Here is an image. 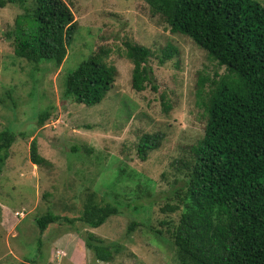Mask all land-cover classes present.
Masks as SVG:
<instances>
[{
    "label": "rangeland",
    "instance_id": "obj_1",
    "mask_svg": "<svg viewBox=\"0 0 264 264\" xmlns=\"http://www.w3.org/2000/svg\"><path fill=\"white\" fill-rule=\"evenodd\" d=\"M65 2L78 29L60 66L17 56L7 33L23 9L18 1L0 7V131L16 133L0 168V264H178L174 229L180 210L162 211L165 200L154 199L186 177L184 162L204 134L199 75L212 79L215 72H226L225 66L192 38L171 32L146 0ZM127 42L151 49L148 64L156 88L132 87ZM171 44L175 54L161 63L163 48ZM102 48L117 68L106 97L91 106L65 100L66 75ZM48 107L50 117L37 124V113ZM154 132L163 133L162 144L142 160L138 140ZM34 138L46 159L42 165L30 160ZM89 199L114 203L120 213L99 227L89 226L77 219ZM48 211L77 220L62 218L41 231L35 218ZM133 220L137 224L129 232ZM65 233L67 256H60L65 248L60 250L56 240ZM91 233L112 245L111 261L97 260L86 247Z\"/></svg>",
    "mask_w": 264,
    "mask_h": 264
},
{
    "label": "trees",
    "instance_id": "obj_2",
    "mask_svg": "<svg viewBox=\"0 0 264 264\" xmlns=\"http://www.w3.org/2000/svg\"><path fill=\"white\" fill-rule=\"evenodd\" d=\"M14 1L23 9L7 33L13 37L14 53L29 62L60 66L78 29L70 6L65 0H0V7ZM146 1L151 14H160L171 32L192 38L226 69L220 75L215 72L212 79L199 75L196 94L205 117L204 134L192 147V159L184 162L186 177L175 179L170 193L154 199L165 200L162 211L180 210L174 229L178 264H264V4L258 0ZM175 52L172 44L164 47L160 62ZM151 54L143 44L126 43L135 90L153 84ZM105 55L108 50L103 48L91 53L66 75L65 100L91 106L106 97L117 68ZM50 108L37 113V124L50 117ZM14 132L0 131V168L16 139ZM163 138L162 132L140 136L138 156L145 160ZM30 160L38 165L46 162L35 138ZM84 206L77 219L92 227L120 213L111 202L101 205L89 199ZM62 218L77 220L48 211L35 222L44 231ZM136 224L131 221L128 231ZM85 245L97 260L113 259L112 245L92 233Z\"/></svg>",
    "mask_w": 264,
    "mask_h": 264
},
{
    "label": "crops",
    "instance_id": "obj_3",
    "mask_svg": "<svg viewBox=\"0 0 264 264\" xmlns=\"http://www.w3.org/2000/svg\"><path fill=\"white\" fill-rule=\"evenodd\" d=\"M56 242L58 244H60V246L62 247V248H60V250L63 249V248H65L64 250H62V252L59 251V253H62L63 255H60V254L59 255L60 256H67V250H68V233H65L63 236H61L59 239H57ZM60 262H62V261H60Z\"/></svg>",
    "mask_w": 264,
    "mask_h": 264
}]
</instances>
